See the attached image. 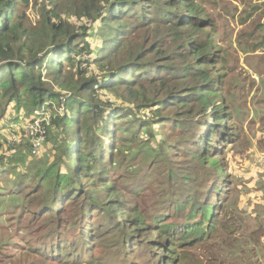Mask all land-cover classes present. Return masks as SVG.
I'll return each instance as SVG.
<instances>
[{"label": "trees", "instance_id": "16d2710c", "mask_svg": "<svg viewBox=\"0 0 264 264\" xmlns=\"http://www.w3.org/2000/svg\"><path fill=\"white\" fill-rule=\"evenodd\" d=\"M200 2L201 0H42L40 3H34L32 0H0V174L8 176L3 179L12 180L10 178L13 174L18 176L16 171H21L16 165L18 161L28 156L29 163L33 158L43 155L47 144H52L57 157H54V161L45 169L41 179L39 176L42 171L34 174L35 181L42 180L49 186L52 200L63 201L67 198V201H71L78 198L80 191L85 189V179L93 182L90 190L92 195L96 196L92 200L101 198V193L113 200V196L117 194L109 179L112 167L108 166L113 165L118 153L125 156L140 144H144L140 142L141 133L147 136L146 144L155 138L153 126L148 121L150 117L143 120L142 112L164 103L169 105L171 102L176 103V107L188 106L191 100L179 98V94L187 90L194 92L189 95L194 98L195 110L203 106L205 111H208L214 105L210 118L215 124L210 127L214 132L213 137H221L217 129L223 128L221 125L228 121L227 115L224 114L226 105H215L220 96L216 66L223 59L217 54V43L213 35L215 24L201 8ZM32 5L39 15L35 24L30 22L25 11ZM73 19L85 21L86 24L77 29V24L70 22ZM97 21L101 24L99 28L94 25ZM151 28L165 33L170 38V45L180 49V53L174 55L175 57H167L166 67H158V61H143L144 56L138 55L147 49H135L133 45L132 37L135 38L141 31ZM262 29L264 31V26ZM152 39L155 40V37ZM92 43L95 44L93 47ZM153 43L160 47L159 41ZM157 47L154 50L158 53ZM136 50L141 52L133 53ZM87 57L88 60L85 59ZM175 62L179 64L176 70ZM83 64L97 67L102 75L93 74L85 68L80 69ZM177 76L182 85L171 87L165 83L168 78ZM149 86L161 89L163 99L148 98ZM119 89L124 90L121 97L123 105L113 106L96 99L97 90L116 94ZM46 102L50 104L51 109L56 103H65L66 111L64 115H52L42 154H32L31 142L27 138L23 144L10 145L8 136L11 133H19L25 137L24 126ZM154 113L157 118H161L162 113L158 107ZM141 139L143 140V137ZM201 140L203 145H196L199 149L204 151L212 146V139L202 137ZM106 152L110 157L105 156ZM73 156L76 158V171L80 173H73ZM200 160L204 161L202 158ZM205 160H212L213 168L219 167L217 159L206 157ZM62 164L67 168L64 174L60 173ZM32 182L34 181L30 180L24 185L10 182L9 186L3 188L9 190L14 199H23L19 203L20 210H31L37 216L48 209V216H43L46 218V225L56 224V220L58 224V218L62 215L59 213L61 209L58 202L51 204L58 212H54L50 207L44 208L43 204L38 212L35 205L29 207L28 194L31 190L30 193L25 192ZM13 186H16V189H13ZM74 190V194L70 195ZM179 190L182 193H175V201H172L174 207H171L170 201L165 208L169 212L176 209L178 213L189 209L190 223L182 225L178 222L181 217H178L176 224L162 223L159 226L158 237L152 241V246L158 247V252L153 254L154 247L144 246L140 249V254L151 255L150 264H201L193 256L188 259L175 255L174 250L179 241H185L188 234L190 236L187 239L199 245L211 237L209 234L205 236L204 230L209 229L210 233L217 230L212 226L217 222L214 215L215 204L209 203L210 199L200 203L191 194L193 187L187 184H179L177 192ZM215 190L220 192L217 187ZM109 202L103 199L97 201V210L103 208L107 213L118 214L120 209L111 204L107 206ZM91 207L92 205L85 201L82 204L76 203L74 211L70 213L71 220L80 222L84 212L90 214ZM31 212H28L29 215ZM257 212L264 213V210L258 209ZM198 215H202V220L207 221V228L203 229L204 227L197 223ZM135 216L136 227L143 231L144 217L138 213ZM167 216L168 213H161L158 222H164ZM192 223L196 224L193 226ZM116 230L126 233L121 227ZM44 233L48 235L47 232ZM263 235L264 232L260 229L253 231L246 238L247 242L254 244L248 248L249 251L239 242L241 256L232 264H241L240 261L242 264H248L249 259H256L252 264H258L259 260H263L264 257L260 254L264 252V248H259ZM51 236L54 237V234ZM133 239L134 237L130 236L129 241L124 242L126 251L133 245ZM54 242L60 243V240L53 239L49 242L46 238L40 242L42 245L38 248L45 253L49 252ZM38 248L34 253H38ZM218 249L233 252V249L226 247ZM61 250V253H51L48 258L57 262L67 259L69 264H76L85 255L77 253L75 256L73 252L76 249L67 244H61ZM85 250L87 255L92 252L90 243L85 245ZM127 258L128 256L123 255L122 264H139L134 262L131 256L129 262ZM214 259L215 257L210 256L207 264H217L212 262Z\"/></svg>", "mask_w": 264, "mask_h": 264}, {"label": "rangeland", "instance_id": "374dc122", "mask_svg": "<svg viewBox=\"0 0 264 264\" xmlns=\"http://www.w3.org/2000/svg\"><path fill=\"white\" fill-rule=\"evenodd\" d=\"M32 2L40 3L42 0ZM199 4L215 24L213 35L217 43V54L223 59L216 66L220 96L215 107L225 104L224 114L228 118V121L221 125L223 128L217 129L221 137H213L214 132L210 127L215 124L210 118L214 105L208 111H205L203 106L195 110L196 103L189 95L194 92L190 90L179 94L180 99L191 100L188 106L176 107L177 104L172 102L169 105H158L162 113L161 118H157L154 113L157 107L142 112L143 120L150 117L148 121L153 126L155 138L146 144L147 136L141 133L143 140L140 137V142L144 144H140L125 156L118 153L113 165L108 166L112 167L109 179L117 194L113 196V200L102 193L99 195L101 198L92 200L96 196L92 195L90 190L93 182L87 179L84 180L85 189L80 191L78 198L71 201H67V198L63 201L52 200L49 186L42 180H34V174L40 171L41 179L45 169L58 155L52 144H47L41 157L33 158V161L28 163L27 156L16 163L21 171L17 170L19 175L13 174L10 178L12 180L3 179L8 176L0 174V264H69L67 259L57 262L48 258L51 253H61V244L75 248V256L77 253H85L76 264H122L123 255L128 256L127 261L131 256L136 263L150 264L151 255L140 254V249L144 246L154 247L152 241L158 237L159 226L162 223H175L178 217H181L178 222L182 225L190 223L189 209L178 213L176 209L169 212L165 208L170 201H175V193H182L181 190L177 192L179 184L193 187L191 194L200 203L210 199L209 203L215 204L214 215L217 222L212 226L217 230L211 233L209 229L204 230L205 236L209 234L211 237L199 245L191 243L187 239L190 236L188 234L185 241H179L174 250L175 255L188 259L193 256L201 264H207V259L213 256V263L232 264L241 256V246L249 251L251 245H254L251 241L247 242L246 238L253 231L261 229L264 232V213L257 212L258 209L264 210V0H201ZM25 11L31 23L35 24L39 20L33 5ZM70 22L77 24V29L86 24L85 21L77 19ZM94 25L99 28L100 21ZM158 31L151 28L141 31L131 39L135 49H147L138 55L144 56L143 61H158V67H166L167 57L176 56L180 49L171 46L170 38ZM152 37H155V40ZM156 41H159L160 47L153 43ZM94 45L91 44L92 47ZM155 47L159 54L154 50ZM138 52L141 51H133ZM85 59L88 60V57ZM175 63L176 70L179 64ZM84 68L93 74L102 75L97 67L83 64L80 69ZM177 78L179 77L168 78L165 83L171 87L182 85ZM160 92L161 89L149 86L147 96L162 100ZM123 95V89H119L116 94L99 90L95 93L97 100H103L113 106L124 104L121 100ZM47 104L48 102L44 106L46 109L49 108ZM65 111V103H56L49 109L51 119L53 114L64 115ZM202 137L212 139V146L204 151L196 146L203 145ZM106 154L105 156H109L108 152ZM206 157L217 159L219 167L213 168V161L206 162ZM201 158L204 161H201ZM75 164L76 158L73 156V173H80L76 171ZM66 172L67 168L62 164L60 173ZM30 180L34 182L25 192L30 193L31 190L28 194L29 207L35 205L38 212L43 204L44 208L50 207L54 212H58L51 205L58 202L61 209L59 213H62L58 224L56 220V224L46 225V218L43 216H48V209L37 216L31 210H20L19 203L23 199H14L9 190L3 188L9 186L10 182L24 185ZM216 187L220 192L215 190ZM13 189H16V186H13ZM99 190L101 191V188ZM74 192L75 190L70 195ZM13 199L15 201L12 202ZM101 199L105 202L111 200L107 206L111 204L118 207L120 212L112 214L105 212L103 208L97 210L96 202ZM74 201L76 202L73 203ZM84 201L92 205L90 214L84 212L80 222H73L70 213L74 211L76 203L82 204ZM171 207H174L173 202ZM163 212L168 213V216L164 222H158V216ZM137 213L145 219L143 231L136 227ZM197 217V223H200L203 229L207 228V221L202 220L203 216ZM194 224L196 223H192L193 226ZM119 227L124 228L126 233L117 231ZM51 234H54V237ZM130 236L134 237L133 245L126 251L124 242L129 241ZM178 237L180 239V236ZM46 238L49 242L53 239L60 240V243H52L51 251L45 253L38 246L42 245L40 242ZM239 242L241 246H238ZM89 243L92 252L87 255L85 245ZM218 247L233 249V252L219 251ZM262 247L264 248V235L259 241L260 250ZM36 248L39 249L37 254L34 253ZM152 252L157 253L158 247H154ZM260 256L264 257V252ZM256 261L249 259L248 264ZM187 262L189 263V260ZM240 263L242 264L241 261ZM262 263L264 264V259L258 261V264Z\"/></svg>", "mask_w": 264, "mask_h": 264}, {"label": "built area", "instance_id": "2783aa9c", "mask_svg": "<svg viewBox=\"0 0 264 264\" xmlns=\"http://www.w3.org/2000/svg\"><path fill=\"white\" fill-rule=\"evenodd\" d=\"M44 106L35 111L34 118L24 126L25 137L19 133H11L8 136L10 145L15 146L23 144L25 138H27L31 142L32 154L34 156L42 154L43 146L47 138V128L51 121L49 112L50 104H47V107H49L48 109Z\"/></svg>", "mask_w": 264, "mask_h": 264}]
</instances>
